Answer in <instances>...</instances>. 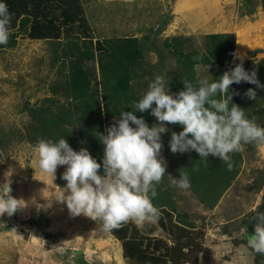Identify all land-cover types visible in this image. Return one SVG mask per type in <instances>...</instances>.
Wrapping results in <instances>:
<instances>
[{
  "label": "rangeland",
  "instance_id": "1",
  "mask_svg": "<svg viewBox=\"0 0 264 264\" xmlns=\"http://www.w3.org/2000/svg\"><path fill=\"white\" fill-rule=\"evenodd\" d=\"M15 2L12 0L9 7L15 8ZM78 4L79 12L72 17L64 15L69 9L67 4L49 10L48 15L53 19L48 21L51 22L48 25L53 26L54 23L58 31L55 37H41L39 33L31 32L29 26L27 33L19 35L13 45L0 46V185L12 174L17 173L16 178L23 177L22 174L31 175L33 168L30 166L38 160V156L33 151L37 141H33L28 134L31 125L30 107L46 96L63 98L64 81L55 56L62 55L61 51L66 50L67 46L74 47L79 38L92 40L96 57L100 51L96 41L102 43L105 49L104 39L136 37L141 45L142 58L133 68L131 91L139 95L146 92L148 83L156 75H163L171 92L177 93L185 74L176 64L175 52L164 45L166 38L176 37L172 41L182 50L205 52L206 35L234 33L231 63L239 60L235 58V53L242 54L243 61H248L245 68L258 70L257 78L264 84V0H78ZM30 18L31 24L38 29L42 22L46 23L43 14ZM17 22L18 17L12 19L10 30L16 27ZM70 39L74 41L70 43ZM95 66L97 68L96 63ZM194 68L195 78L199 74L201 78L212 80L214 67H209L207 71V67L197 64ZM252 86L249 88L255 89L257 95L254 100L245 95L249 89L245 86H241L238 96L250 108L249 118L257 117V123L264 126V89L254 84ZM148 111L136 113L142 116L147 114L144 120L149 126L159 123ZM165 126L168 131L161 133V155L166 161L167 173L156 189L174 204L172 218L177 219L180 215L186 225L190 223L189 231H183L182 237L178 232L171 233L168 225L172 218H163L162 214L154 223L137 225L130 221L126 224L135 228L144 240L160 238L164 243L160 248L161 253L164 252V246H176L177 256L168 258L166 264H183L184 257L180 252L183 254L186 248L181 251L179 246L189 239L188 236L200 244V250L213 241L222 242L232 237L237 242L245 238L247 220H251L255 230L256 221L252 219L254 213L247 210L256 208L264 212V144L250 143L243 146L239 170L222 189L215 206L206 209L191 187L185 190L171 184L172 177L179 178L180 172L189 175L187 164L195 158V153L193 150L173 153L169 142L172 133L182 131V126L167 122ZM60 175L59 172L55 180L58 181ZM50 178L49 174L42 171L44 189L45 180L47 182ZM13 219V222L19 223L16 216ZM15 225L20 228L19 224ZM244 243L247 244L246 241ZM253 254V263L256 264L260 261V253ZM125 264L148 263L125 259ZM184 264H190V261Z\"/></svg>",
  "mask_w": 264,
  "mask_h": 264
},
{
  "label": "clouds",
  "instance_id": "2",
  "mask_svg": "<svg viewBox=\"0 0 264 264\" xmlns=\"http://www.w3.org/2000/svg\"><path fill=\"white\" fill-rule=\"evenodd\" d=\"M11 21L8 5L0 0V45L9 41ZM234 56L240 63L218 80L210 81L197 74L194 80L184 79L178 93L171 92L163 75H156L134 102L133 111H121L116 123L106 129L107 134L100 133L99 141L104 145L102 165L86 148L73 150L64 137L58 141L40 139L33 151L43 172L54 179L58 166L67 165L62 174L67 183L57 200L66 203L70 215L83 214L98 221L102 233L130 221L137 225L156 222L161 212L152 199L167 173L161 155V133L168 131L166 122L182 126V131L172 133L169 143L173 153L194 150L205 161L211 155L224 162L229 171L233 168L232 153L241 151L246 144H264V126L233 103L229 92L233 83L248 82L262 89L264 84L255 69L245 70L242 54ZM208 68L209 65L207 71ZM245 95L253 100L257 96L253 88L247 89ZM149 109L159 122L152 126L134 114ZM101 166L103 175L99 174ZM171 184L185 190L191 187L188 175L182 172L179 178L172 177ZM10 185L11 181L0 185V216H11L25 207L23 200L11 195ZM247 211L254 213L252 219L256 221L254 234L247 236V247L264 254V212L256 208Z\"/></svg>",
  "mask_w": 264,
  "mask_h": 264
},
{
  "label": "trees",
  "instance_id": "3",
  "mask_svg": "<svg viewBox=\"0 0 264 264\" xmlns=\"http://www.w3.org/2000/svg\"><path fill=\"white\" fill-rule=\"evenodd\" d=\"M12 0H3L8 5L12 14V19L18 17L16 27L11 31L9 41L6 45H13L16 38L27 33L29 26L34 33H39L41 37L57 35L58 31L53 26L48 25L52 21L49 17V10L67 4L69 9L64 13L65 17L75 16L79 12L78 0H14L15 8L9 7ZM31 11V12H30ZM43 14L46 23L42 22L39 29L31 24V16ZM76 38V37H75ZM77 39V38H76ZM78 40V39H77ZM171 39L166 38L164 45L170 47L176 54V64L183 69L185 76L182 77L177 93L183 89L184 79H195V65L202 64L207 67H214L212 80H218L225 71L235 67L240 60L231 63L233 49L235 45L234 33H212L205 36L206 51L200 52L197 49L182 50ZM70 43L74 39L69 40ZM103 44L96 41V47L100 48L95 57L92 49V40L89 38H79L74 47H68L61 51L62 55L55 58L59 62L61 79L64 81L63 98L57 95L46 96L30 107L31 125L28 134L33 141L40 139H51L58 141L64 137L73 150L79 151L86 148L98 163H103L104 145L99 141L100 133L107 134L106 129L120 118L121 111H133L132 106L143 94L136 95L131 91L132 71L138 60L142 58L141 45L136 37H124L116 39H104ZM0 45V46H6ZM79 48H78V47ZM199 57V59H195ZM97 65V68L95 66ZM248 61H243V66ZM246 71L251 72L252 70ZM257 75H259V71ZM99 76V79H96ZM241 86L253 87L251 83H233L230 86L232 102L245 109L246 114L250 108L240 100L238 93ZM155 105H153L154 107ZM134 112L137 117L138 115ZM151 113V109L149 111ZM149 113V114H150ZM147 115V114H146ZM146 115L142 116L144 119ZM249 117V116H248ZM134 126V125H133ZM194 151V150H193ZM195 158L187 164L188 177L191 189L199 202L206 209H211L218 201L220 192L227 183L236 175L240 165V151L232 153L233 168L227 170V165L220 159H215L209 155L208 160L201 159L195 152ZM103 175V167L99 170ZM157 195L152 199L153 204L160 209L164 217L172 218L175 208L170 203L169 197H164L156 189ZM262 204L259 206V209ZM179 217V218H178ZM170 221L168 230L171 233L181 234L190 228L182 216ZM162 218V219H163ZM247 228L254 233V226L251 220H247ZM118 239L122 246L124 259L138 263L166 264L168 258L177 256L176 246L172 248L164 246V252L160 248L164 245L158 239L144 240L136 233L135 228L128 224H123L119 229L110 232ZM189 234V232H188ZM180 250L186 248L180 254L183 264L190 261L196 264L199 254L200 244L188 236ZM246 238V237H245ZM241 238L244 242L247 239ZM183 251V250H181ZM255 253V252H254ZM190 257L189 260L186 258ZM255 258V257H254ZM260 261L256 264L264 263V256L259 254ZM176 261V260H175Z\"/></svg>",
  "mask_w": 264,
  "mask_h": 264
},
{
  "label": "crops",
  "instance_id": "4",
  "mask_svg": "<svg viewBox=\"0 0 264 264\" xmlns=\"http://www.w3.org/2000/svg\"><path fill=\"white\" fill-rule=\"evenodd\" d=\"M30 167L31 175L16 178V173L3 181H11V193L25 207L11 216H0V264H82V260L86 264H125L118 239L102 233L98 221L83 214L70 215L66 203L57 200L67 183L62 178L67 165H61L63 171L57 168L58 181L45 180L47 190L37 161ZM14 216L19 223L13 222ZM253 253L243 241L228 237L201 248L196 264H254Z\"/></svg>",
  "mask_w": 264,
  "mask_h": 264
},
{
  "label": "water",
  "instance_id": "5",
  "mask_svg": "<svg viewBox=\"0 0 264 264\" xmlns=\"http://www.w3.org/2000/svg\"><path fill=\"white\" fill-rule=\"evenodd\" d=\"M36 218H32V221L33 222H35L36 220H35ZM244 234H245V236L247 237V236H251L252 234H254L251 230H249L248 228H246L245 230H244ZM82 264H86V261L85 260H82Z\"/></svg>",
  "mask_w": 264,
  "mask_h": 264
},
{
  "label": "bare ground",
  "instance_id": "6",
  "mask_svg": "<svg viewBox=\"0 0 264 264\" xmlns=\"http://www.w3.org/2000/svg\"><path fill=\"white\" fill-rule=\"evenodd\" d=\"M239 48H240V44H239Z\"/></svg>",
  "mask_w": 264,
  "mask_h": 264
}]
</instances>
